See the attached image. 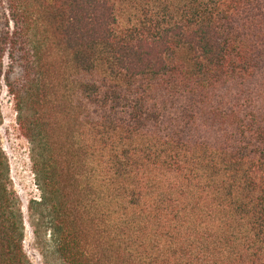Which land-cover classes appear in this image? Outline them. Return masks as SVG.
<instances>
[{"label":"trees","instance_id":"trees-1","mask_svg":"<svg viewBox=\"0 0 264 264\" xmlns=\"http://www.w3.org/2000/svg\"><path fill=\"white\" fill-rule=\"evenodd\" d=\"M4 88L67 264H264V0H0Z\"/></svg>","mask_w":264,"mask_h":264},{"label":"rangeland","instance_id":"rangeland-1","mask_svg":"<svg viewBox=\"0 0 264 264\" xmlns=\"http://www.w3.org/2000/svg\"><path fill=\"white\" fill-rule=\"evenodd\" d=\"M0 141L9 166L14 189L22 203L25 235L24 249L33 264H67L48 229L49 209L40 205L43 191L38 185L32 158V144L20 129L15 102L3 89Z\"/></svg>","mask_w":264,"mask_h":264}]
</instances>
